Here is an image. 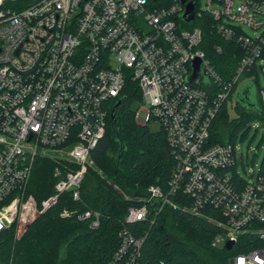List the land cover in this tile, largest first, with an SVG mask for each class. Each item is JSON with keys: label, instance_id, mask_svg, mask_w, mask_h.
Listing matches in <instances>:
<instances>
[{"label": "built area", "instance_id": "1", "mask_svg": "<svg viewBox=\"0 0 264 264\" xmlns=\"http://www.w3.org/2000/svg\"><path fill=\"white\" fill-rule=\"evenodd\" d=\"M11 1L0 0V238L19 239L66 192L80 199L108 115L135 83L141 92L136 117L144 115L136 120L159 123L175 163L166 190L150 186L127 210L118 248L106 264H142L146 235L128 225H153L165 210L202 215L207 208L222 217L212 220L222 229L213 247L251 238L252 248L229 264H264V175L243 183L233 171L235 146L210 143L219 109L264 59V0H208L206 10L200 0H39L19 10ZM192 1L194 19L186 23L182 17ZM205 17L242 54L229 81L200 48L196 22ZM243 25L261 33L250 36ZM196 59L201 74L189 82ZM261 102L264 108V91ZM49 151L66 158L54 170V193L38 202L27 189L37 159ZM181 195L187 204L175 200ZM73 214L63 210L61 216ZM77 217L90 219L93 229L100 225L98 212Z\"/></svg>", "mask_w": 264, "mask_h": 264}, {"label": "trees", "instance_id": "2", "mask_svg": "<svg viewBox=\"0 0 264 264\" xmlns=\"http://www.w3.org/2000/svg\"><path fill=\"white\" fill-rule=\"evenodd\" d=\"M37 1L14 0L11 5L19 10ZM196 24L203 33L200 48L220 77L229 81L236 73L242 55L240 49L215 34L209 17ZM255 69L256 66L251 72ZM253 87L252 81L244 87L247 91L245 102L236 99V118H230L227 102L222 105L211 125L210 143L234 145L238 130L246 128L255 118L264 119V108L252 99ZM256 93L258 96L259 92ZM233 95L234 92L229 99ZM136 100L141 103L140 89L135 83H129L115 118L111 117L112 111L108 115L105 137L91 155L102 174L89 168L79 200H74L72 193L66 192L19 239L12 235L0 238V264H106L111 259L119 245L118 233L127 210L140 204L139 200L150 186L158 185L166 190L175 163L163 130L160 128L154 133L147 125L137 122V109L132 107ZM120 143L125 150L119 156ZM58 165L60 163L47 157L37 159L27 193L38 202L54 193L57 181L54 170ZM236 169L237 165L233 171ZM259 175H264V158ZM175 200L181 205L189 202L182 195ZM63 210L75 214L62 217ZM87 210L100 214L98 228L91 227L90 219H78L77 215ZM216 218L222 219L210 208L202 215L181 209L165 210L153 225L140 221L128 225V228L134 234L146 235L142 264H229L237 252L252 248L248 243L251 238L242 237L231 250L213 247V239L222 232L212 221ZM61 250H64L63 257L60 256Z\"/></svg>", "mask_w": 264, "mask_h": 264}, {"label": "rangeland", "instance_id": "3", "mask_svg": "<svg viewBox=\"0 0 264 264\" xmlns=\"http://www.w3.org/2000/svg\"><path fill=\"white\" fill-rule=\"evenodd\" d=\"M216 4H212L210 9L216 8ZM239 6V2L235 1V8ZM200 10H206L208 8V0H200L199 2ZM242 30L244 33L255 36L261 33V30L254 31L253 29L243 25ZM261 64V65H260ZM264 59L257 63V67L255 70L250 72L249 76H244L242 81L240 82L236 92L234 93L233 97L227 101L228 113L230 118H236L237 113L234 110V105L236 103L237 96L240 92H242L243 88L250 82H254L255 87L251 90L252 99L257 102V104L262 105L261 102V92L264 91ZM257 81V84H256ZM258 96H257V93ZM133 109H138L141 107L140 101L136 100L133 102L132 105ZM263 107V105H262ZM144 115L140 116V112L137 115V120L142 122ZM148 129L151 132H159L160 125L158 122L151 120L148 124ZM237 154H238V161H237V174L239 177L247 183L254 184L257 180V177L260 173L261 164L264 158V119L255 118L251 120L246 128H242L238 130L235 144H234ZM47 158H50L58 163H64L66 158L65 152H47ZM102 174L101 168L98 167L96 164H93L91 167ZM31 180V179H30ZM219 248H223L224 244L221 243L218 245ZM64 250L60 251V256L63 257Z\"/></svg>", "mask_w": 264, "mask_h": 264}, {"label": "water", "instance_id": "4", "mask_svg": "<svg viewBox=\"0 0 264 264\" xmlns=\"http://www.w3.org/2000/svg\"><path fill=\"white\" fill-rule=\"evenodd\" d=\"M183 2H185V0H183ZM194 15H195V2L192 1L187 5L182 18L186 23H189L190 21H192L194 19ZM192 69H193V74L188 78L189 82H192L201 74V60L200 59H196L192 63ZM246 99H247V91L243 88L242 92L239 93L237 100H239L241 102H245ZM122 101H123V99H119L117 101V103L115 104V106L112 110V114H111L112 118H115L116 110H117L118 106L122 103ZM139 124H142V123H139ZM142 125H144V124H142ZM118 139H119V137H118ZM120 145H121V147H120V150L118 153L119 156L125 150L124 145H122L121 143H120ZM232 247H233V243H231V242L227 243V245L225 246V248L227 250H231Z\"/></svg>", "mask_w": 264, "mask_h": 264}]
</instances>
